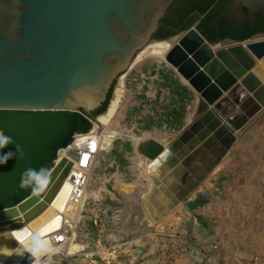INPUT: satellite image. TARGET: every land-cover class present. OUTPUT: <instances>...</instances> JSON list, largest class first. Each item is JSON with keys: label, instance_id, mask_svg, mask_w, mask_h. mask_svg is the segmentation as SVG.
Here are the masks:
<instances>
[{"label": "water", "instance_id": "obj_1", "mask_svg": "<svg viewBox=\"0 0 264 264\" xmlns=\"http://www.w3.org/2000/svg\"><path fill=\"white\" fill-rule=\"evenodd\" d=\"M174 1L0 0V264H36L50 249L43 236L61 218L55 202L78 162L75 148L59 153L98 126L88 115L138 52L162 42L152 36ZM228 1L264 10V0ZM177 36L165 61L195 92V114L177 136L135 146L154 224L198 190L264 109V40L209 44L191 27L163 41ZM222 43L235 45L213 50Z\"/></svg>", "mask_w": 264, "mask_h": 264}, {"label": "rangeland", "instance_id": "obj_2", "mask_svg": "<svg viewBox=\"0 0 264 264\" xmlns=\"http://www.w3.org/2000/svg\"><path fill=\"white\" fill-rule=\"evenodd\" d=\"M170 75L190 88L165 60L152 57L132 65L123 75L125 86L123 99L115 119L108 127L118 131L122 137L113 141L108 146V150L100 152L96 158L95 166L91 171L88 196L78 224L73 230L76 243L83 249L62 264H132L129 261V253L122 251L125 247L116 249L114 253V248L111 247L115 243L111 244L106 239L108 234L115 233L126 240L131 237L128 232L142 234L141 238L136 239V244L137 242L146 244L141 245V248L153 247L152 254L156 256L154 264H163L162 261L166 260L179 261V259H186L185 264H209L220 261L219 256L223 257L221 248L226 244L230 243L231 247L239 248L238 243H246L248 230L255 233L257 230L264 231L263 109L236 134L232 149L216 171L219 174L223 172L227 176L221 187L217 188L215 184L209 186L213 192L218 191L222 195L218 196L212 192L206 197L213 204L205 217L213 230L212 235L197 241L185 230L180 231L183 226H178L180 223L175 219L171 222L172 218H175L176 210L158 224L169 232L184 237L187 241L186 252L174 253L172 246L164 238L149 235L156 224L147 219L142 206V200L150 183L137 164V160L141 157L135 152L136 143L146 138L165 139L168 136H177L191 121L196 110V94L190 88L195 94V101L184 109V126L181 130L169 131L165 124L155 118L184 100L181 101L165 82ZM118 83L113 89V95ZM105 129V126L99 123L96 132L100 135ZM232 188L237 189V192L235 191L237 197L233 203L227 198L230 195L225 197V191L233 193ZM239 202L244 206H238ZM237 216L239 219L230 222ZM93 220H97V225L93 224ZM193 220L192 218L190 223L185 221L184 226L192 225ZM138 233V236L141 235ZM141 240L145 241L141 243ZM252 240L253 243L250 240L248 244L255 246L258 240ZM214 245L218 246L217 250L214 249ZM103 249L110 254L103 257L101 255ZM162 254L167 255V258L160 256ZM58 257L54 255L53 258L39 264H46Z\"/></svg>", "mask_w": 264, "mask_h": 264}, {"label": "crops", "instance_id": "obj_3", "mask_svg": "<svg viewBox=\"0 0 264 264\" xmlns=\"http://www.w3.org/2000/svg\"><path fill=\"white\" fill-rule=\"evenodd\" d=\"M222 163H224L223 160H222L220 165H222ZM137 164L140 167L141 171L143 172L144 160L139 158L137 160ZM220 165L218 166V168L220 167ZM223 165H225V164H223ZM218 168L214 171L213 174H211L200 185L198 190H196L187 199H185L178 207H176L174 209V210H176L175 211L176 215H174L175 218H172L173 220L171 222H174L175 220H177V223H180V224H178V226L179 225L183 226L182 227L183 229L180 228L179 230L182 232H184V230H185L186 233H190L191 237L197 241H200V240L212 235V233H213L212 228L210 227V225L205 220V217H207V215H208L207 211L210 207H212L213 204L210 203L211 202L210 199H207L206 197L208 196V194L211 195V193L213 192L212 188L209 186H212L213 184H215V186H217V188H219V187H221L222 182L227 177L223 172H221L222 174L217 173L216 171H218ZM233 186L236 187L235 185H233ZM132 188H133V185H132ZM149 189H150V184L148 185V189H147L146 194L148 193ZM235 191L237 192L236 188L231 189V192H233L234 194L233 193L230 194V192L225 191V197L230 195V197H227V198H229V202H231V203L235 202V200H236L237 194H235ZM213 193L215 195L222 196L220 193H218V191L216 193L215 192H213ZM196 201L197 202L204 201V203H202L201 205L191 209L192 208L191 206L194 205V203ZM263 202H264V199H263ZM142 206H143V200H142ZM238 206L243 207L244 205L243 204L241 205L239 202ZM170 213H172V212H170ZM192 218L194 219L192 221V225L189 224L190 226L185 227L184 222L188 221L190 223ZM236 219H239L238 216L236 218H233L230 222H233ZM128 233H129L128 235L131 236L128 238H131V239L127 238L125 240L124 237H121V236H119V234H115V233L108 234L106 236V239L109 241V243H111V244L115 243V244H112V247H111V248H114L113 249L114 253H116V251H115L116 249L120 250L121 247H125V249L122 251H126L129 253V261L132 264H154L156 261L155 260L156 256H155V254H152L153 253V247L147 248V246H146L144 248H141L142 247L141 245H146V244L145 243L144 244H138L140 242H137V244H136V239L141 238L140 236H142V234L138 233V232H128ZM137 233L141 234V235L138 236ZM248 233L249 234L246 235L248 237V241L251 240V242L253 243L252 239L258 240L255 242V246H252L251 243L248 244V241L246 243H242V242L238 243L239 248H237L236 246L234 248L231 247L229 245L230 243L226 244L225 246H223L221 248V251L223 253V257H221V255L219 256L220 261L215 262V263L214 262L211 263L210 259H209L208 260L210 262L209 264H264V231H263V229L260 232L257 230V233H255L253 231L249 232V230H248ZM236 234H237V232H236ZM134 235L136 237H134ZM122 241H124V242H122ZM143 241H145V240H141V243ZM102 252L103 253L101 255L103 257H106L107 254L108 255L110 254L109 251L107 252L105 249H103ZM151 255H152V257H151ZM160 256H164L165 259L167 258V255L165 256V254H162ZM255 258H258L257 263L254 262ZM185 260L186 259H182V260L179 259V261H173V262H171L170 260H166V261H162V262H163V264H185L186 263Z\"/></svg>", "mask_w": 264, "mask_h": 264}, {"label": "bare ground", "instance_id": "obj_4", "mask_svg": "<svg viewBox=\"0 0 264 264\" xmlns=\"http://www.w3.org/2000/svg\"><path fill=\"white\" fill-rule=\"evenodd\" d=\"M181 37H177L174 39H170L167 41L162 42H151L147 46H145L134 58L132 65H135L141 61H143L146 58H157L165 60L168 53L179 43V40ZM264 40L263 36L254 37L249 42L242 43L241 46L246 47L248 43L256 42ZM235 44L231 43H222L218 46H215L213 50L216 49H228ZM264 69V68H262ZM119 83L118 86L115 89L113 98L111 100L110 105L107 107V112L103 116H98L97 122L100 125L105 126V130L100 135L97 134L96 130L98 126L89 134L85 135H79L77 137V141L74 144L75 149H83L85 142L88 141L89 138L94 137L96 139L98 152L95 155L93 166L88 171H75L72 170L68 177L66 178V181L69 185V188L66 187L63 192L60 194L58 199L55 202V206L59 208V210H55V215H59L61 218L60 220L55 221L50 227L52 229L51 232L44 235L43 237H48V240L51 244V247L47 252H45V256L42 260H40L38 263H42L44 260L49 259L52 254L56 252L53 243L52 238L56 235V233L64 228V226L70 225L72 229L76 228V225L78 224L80 214L83 210L84 203L86 201V198L88 196V186L90 184L91 180V174L92 169L95 166L96 158L99 155L100 152H105L108 150V146L115 141L118 137H122L118 131L108 129V127L111 125L112 121L115 119L117 112L120 108L125 86H124V78L123 75L120 76L118 79ZM97 124V125H98ZM62 156V155H61ZM39 239V238H37ZM73 239H76V235L73 232ZM75 249H81L82 246L75 243Z\"/></svg>", "mask_w": 264, "mask_h": 264}, {"label": "trees", "instance_id": "obj_5", "mask_svg": "<svg viewBox=\"0 0 264 264\" xmlns=\"http://www.w3.org/2000/svg\"><path fill=\"white\" fill-rule=\"evenodd\" d=\"M211 0H175L167 10L165 16L159 21V27L153 34L152 39L156 41H163L172 38L182 31H186L192 27L195 20L200 19L198 25L195 26L197 32L209 43L217 44L224 39H230L233 41H244L249 37L264 33V17L260 18L254 25H249L247 31L240 36H235L225 28H219L220 32L216 36V30L210 26V22L214 17V11L212 8ZM195 12L193 19H190L191 13ZM165 82L172 88V91L179 96L182 103H179L176 107L167 109L162 115L155 116L158 121L165 124L169 131H179L184 126V109L187 105L192 104L195 101L194 92L188 87L183 85L178 78L169 76ZM115 83L112 85L106 101L101 107L96 109L88 116L92 119L103 116L107 112L111 95ZM204 203V201L195 202L191 209Z\"/></svg>", "mask_w": 264, "mask_h": 264}, {"label": "built area", "instance_id": "obj_6", "mask_svg": "<svg viewBox=\"0 0 264 264\" xmlns=\"http://www.w3.org/2000/svg\"><path fill=\"white\" fill-rule=\"evenodd\" d=\"M77 137H75L74 143L68 146L67 149L61 150L59 153V160L66 158V152L68 149L74 148V144L77 141ZM97 141L94 137L88 139L84 144L83 149H78V162L73 163V169L77 171H88L92 168L95 155L98 152ZM62 155V156H61ZM97 220H93V224L97 225ZM152 237H160L164 238L168 244L172 246L174 253L186 252L187 249V241L184 237L180 236L177 233L169 232L166 230L164 226L161 224H156L153 228V231L149 234ZM163 239V240H164ZM53 246L56 252L54 255L59 256L58 259H52V261L46 264H62L65 260L69 259L72 256L77 255L82 251L81 249H75L76 239H73V229L70 225H65L64 228L56 233V235L52 238ZM77 244V243H76ZM215 250L218 249L217 245L213 246ZM50 257V258H51ZM258 258L254 259V262L257 263Z\"/></svg>", "mask_w": 264, "mask_h": 264}, {"label": "flooded vegetation", "instance_id": "obj_7", "mask_svg": "<svg viewBox=\"0 0 264 264\" xmlns=\"http://www.w3.org/2000/svg\"><path fill=\"white\" fill-rule=\"evenodd\" d=\"M211 1L215 15L212 21L210 22V26L214 30H216L215 32L216 36L218 35V32H220L219 30L220 27L225 28V30H228L230 33L234 34L235 36H240L245 31H247L249 25H254V23H256L260 18L264 17V10L247 11L241 7L234 5L232 2L228 0H211ZM194 16H195V12L191 13L190 19H193ZM199 22L200 19L195 20L193 22L192 27L198 25ZM186 31H182L180 33ZM259 34H264V33L255 34L245 40L253 39V37H256ZM225 40H230V39H224L222 41Z\"/></svg>", "mask_w": 264, "mask_h": 264}]
</instances>
